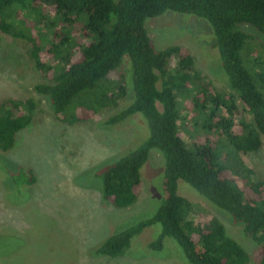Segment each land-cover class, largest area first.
<instances>
[{
  "label": "trees",
  "instance_id": "16d2710c",
  "mask_svg": "<svg viewBox=\"0 0 264 264\" xmlns=\"http://www.w3.org/2000/svg\"><path fill=\"white\" fill-rule=\"evenodd\" d=\"M167 12L209 25L224 72L217 78L228 92L197 71L188 49H154L145 22ZM241 25L264 37V0H0V34L29 45L36 71L48 80L33 85L32 92L45 98L62 122L80 124L117 107L129 94L125 79L131 86L133 102L104 125L141 115L149 135L134 151L93 170L104 202L131 207L149 152L163 156L162 201L155 213L103 238L89 251L95 258L122 257L134 237L158 224L161 231L148 246L152 251H162L169 238L188 264H264V180L241 159L256 153L264 139V43ZM244 50L256 55L249 66ZM185 101L189 113L183 111ZM37 109L32 97L0 102L1 152L14 147ZM199 131L204 136L192 142ZM18 178L27 186L35 182L29 169L20 170ZM178 181L239 224L256 245L252 254L228 237L210 212L179 196Z\"/></svg>",
  "mask_w": 264,
  "mask_h": 264
},
{
  "label": "rangeland",
  "instance_id": "374dc122",
  "mask_svg": "<svg viewBox=\"0 0 264 264\" xmlns=\"http://www.w3.org/2000/svg\"><path fill=\"white\" fill-rule=\"evenodd\" d=\"M240 27L264 43V37L252 27ZM145 28L156 51L171 46L188 49L197 71L218 90L229 91L217 78L218 73L224 72L214 35L204 20L167 12L147 19ZM30 50L29 45L0 34V102L12 97H32L38 108L34 123L17 134L14 147L0 151V264H188L169 238L164 239L160 252L148 248L161 231L158 224L134 237L122 257L95 258L89 252L103 238L155 213L162 201L163 156L156 150L149 152L140 170L141 190L131 207L115 209L104 202L99 182L92 178L93 170L134 151L149 135L141 115L114 127L104 125L108 118L133 102L131 86L125 79L123 88L129 94L118 101L117 107L101 110L83 123L68 125L52 114L45 98L32 92L33 85L48 80L36 71ZM255 57L254 53L242 52L246 66ZM113 80L117 82V77ZM237 106L243 118H249L242 105L237 102ZM184 107V113L191 112L188 101ZM180 132L183 134V130ZM203 134L202 131L193 134L191 141L197 142ZM241 159L253 169L256 178L264 180V139L256 153ZM26 169L35 176L31 186L22 184L18 178V172ZM177 194L210 212L226 235L247 253L256 249L239 224L203 202L188 184L178 181Z\"/></svg>",
  "mask_w": 264,
  "mask_h": 264
}]
</instances>
